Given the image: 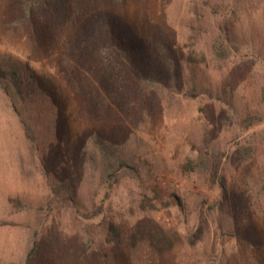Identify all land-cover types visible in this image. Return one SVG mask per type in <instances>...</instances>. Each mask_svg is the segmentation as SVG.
Here are the masks:
<instances>
[{
  "label": "rangeland",
  "instance_id": "obj_1",
  "mask_svg": "<svg viewBox=\"0 0 264 264\" xmlns=\"http://www.w3.org/2000/svg\"><path fill=\"white\" fill-rule=\"evenodd\" d=\"M59 2L0 0V59L33 88L0 90V264H264L263 66L235 44L183 61L225 25L263 48L264 0ZM104 13L141 50L131 88L98 76ZM93 133L138 173L100 186L82 155ZM65 180L78 212L54 195Z\"/></svg>",
  "mask_w": 264,
  "mask_h": 264
},
{
  "label": "trees",
  "instance_id": "obj_2",
  "mask_svg": "<svg viewBox=\"0 0 264 264\" xmlns=\"http://www.w3.org/2000/svg\"><path fill=\"white\" fill-rule=\"evenodd\" d=\"M47 1V0H46ZM54 2H58L59 0H51ZM63 2L64 0H60ZM114 6L118 8H122V6L128 0H109ZM27 16L31 14L30 7H26ZM101 21H104L102 24V32L101 36L97 35L94 32L95 42L97 44V51L99 53H103L106 56V61H103L98 65V76L100 79L108 82V83H116L117 88L121 89L127 85L129 80H126L123 85L120 82V76L122 73H127L129 77L130 71L133 72H141L143 68H139V70H128L130 68L138 69V57L140 55V48L138 43L134 42L130 34V29L124 28L119 23V20L116 18H112L110 14H103L101 17ZM237 22V21H236ZM233 32L229 31L226 25L224 27L218 28V32L216 37L210 42V47H208L207 52L196 51L194 48L187 47V53L184 54L183 57L184 63H186L191 69H198L200 66H205L210 62V58L215 61L217 55H219V59L221 61H226L229 55L233 52V50L229 47V45H236L234 55L238 57V59L244 58H252L259 63L262 64L264 70V46L263 48L257 47L255 48L252 43L249 45L247 42L244 44H239V41L235 39L233 36ZM198 52L201 56L200 60H194V54ZM237 52V54H236ZM263 55V56H262ZM106 62L109 66H105ZM160 62V60H159ZM165 61L161 62L163 65ZM202 64V65H201ZM123 69V70H120ZM125 69V70H124ZM18 66H16L15 62L10 59H0V90L7 96L8 99L13 100L17 96L29 97L33 93L32 83L23 82V80H19L18 74ZM194 71V70H191ZM197 71V70H196ZM127 77V79H128ZM189 77V76H188ZM119 82H116V81ZM145 82H147V86L149 87L158 84L160 87L162 84L160 82H155L156 79L152 76H147V78H143ZM155 83V84H154ZM189 84V82L187 83ZM201 85V84H200ZM145 87V86H144ZM146 88V87H145ZM152 88V87H151ZM261 93L264 96V83L262 84ZM192 90L187 89V93H191ZM204 94V93H201ZM25 130L28 128L25 127ZM32 140H34L33 134L30 135ZM89 142L92 145V148L87 152H82L83 161L88 162L91 166L95 167V170L98 171L99 174V185H108L112 186L117 183L121 176L126 173L136 175L138 172L135 167L130 166L128 162H126L119 152L117 151V147L110 143L107 139H103L98 134L93 133L88 137ZM217 176V174H216ZM225 180L221 174H218V184L222 195L224 196L226 187ZM54 192V191H53ZM61 193V203L68 204L69 207L75 209L78 212V205L76 200L73 198V188L72 185L69 184L67 180L62 182L57 191L54 192V195ZM112 226H108V230H112ZM115 235V234H114ZM29 259L31 255H28Z\"/></svg>",
  "mask_w": 264,
  "mask_h": 264
}]
</instances>
